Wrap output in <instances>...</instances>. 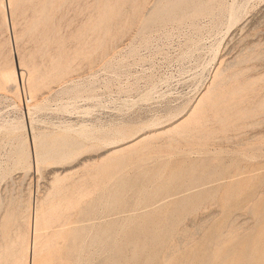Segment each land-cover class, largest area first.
I'll return each instance as SVG.
<instances>
[{"label":"rangeland","instance_id":"rangeland-1","mask_svg":"<svg viewBox=\"0 0 264 264\" xmlns=\"http://www.w3.org/2000/svg\"><path fill=\"white\" fill-rule=\"evenodd\" d=\"M15 1L20 9L14 17L21 33L18 43L9 42L11 35L3 26L0 11V83L5 51L13 50L14 65L22 79L28 78L34 59L48 81L55 67L47 55L54 54L58 62L67 61L66 79L53 84L51 93L45 90L44 95L56 98L63 86L90 81L95 82L102 102L100 112L85 120L88 124L62 113L34 116L49 123L41 124L44 127L53 123L76 129L94 125L98 133L94 147L88 149L87 144L64 164H45L40 173L34 161L28 172L15 164L20 142L0 131V215L14 202L46 196L56 176L71 174V179L78 181L86 174L87 185H94L85 204L65 213L66 220H58L43 232L37 248L39 264H264V145L258 144L264 125L206 146L190 147L182 141L180 150L166 146L168 138L143 148L138 144L140 138L136 140L153 129L173 128L189 117L220 66V71L225 70L222 76L241 72L222 91L240 81H258L251 101L242 109L264 97V0H219L215 17L166 24L149 19L175 0H47L43 15L39 10L45 0L42 4L40 0ZM234 2L240 5V16L233 22L229 8ZM44 19L51 24L50 38L55 36L56 41L44 40L48 28L42 24ZM24 87L28 88V83H22L20 99L7 90L0 91V123L19 116L31 126ZM154 90L157 93L152 99L127 106ZM40 128L50 131L52 127ZM30 133L24 136L33 142ZM117 145L126 149L115 164L111 161L102 168L105 171L101 166L91 167L111 155ZM249 150L256 159L250 161L240 153ZM119 160L123 164L117 168ZM15 227L14 223L13 235ZM27 230L31 234L32 230ZM58 230L61 235L54 237ZM52 237L50 245L44 246ZM1 241L2 234L0 243H4ZM7 252L0 247V264Z\"/></svg>","mask_w":264,"mask_h":264},{"label":"bare ground","instance_id":"bare-ground-1","mask_svg":"<svg viewBox=\"0 0 264 264\" xmlns=\"http://www.w3.org/2000/svg\"><path fill=\"white\" fill-rule=\"evenodd\" d=\"M47 2H48L47 0H45L44 3L42 0L39 1V4L43 3L39 10L40 15L46 14L45 11H46ZM0 4H1L0 11L3 15V26H5L9 35H11L9 37V42L13 43V40H14L18 43V39L20 37L19 34L21 33H18L17 31L18 30L17 29V26H18L17 18L14 19V17H16L15 14H16V9H17L16 1L15 0H1ZM235 4L236 3L234 2V4H232L233 5L232 8L231 7L229 8L230 9L229 15H230L231 20L233 19V22L234 20H237V17L240 16L238 14L240 10V5L238 4L235 5ZM218 8H219V0H175L173 2H169L168 4L164 6H161L160 11L157 14L155 13V15L149 20H152L153 23H159V24H166L169 22L183 23L186 20L199 19L201 16L215 17ZM133 23L135 22L133 21ZM42 24L48 26L47 29L45 28L44 40L45 41L48 40V42L52 40L56 41L57 37L52 36L50 38V35H52L51 34L52 28L50 27L51 24H49V22L46 21L45 19L42 21ZM233 24H231V26ZM27 33H25V35ZM217 51H219V49ZM217 53H214V55H216ZM47 56L50 58V60H54V67H55V71L51 75V78L49 81L44 79L43 68H41V65L39 62L35 64L36 61L34 59L32 63L30 61L31 63L30 65L29 63H27V66L28 65L30 66V71L28 70L30 72L28 75V78H24L23 76V79H22L21 75L17 73L18 70H16V68L18 69V67H15L16 65H14L15 60L13 57L12 49H10V51L8 52L5 51L3 63H2L3 81L0 83V91L7 90L8 93L14 94L16 96V99H20L21 98L20 89L22 92V83H24V85L28 83V88L24 87V89H25V93L27 94V104H26L27 109L26 110L28 111V116H30L29 119H30L31 126L30 125L27 126L24 123V121L20 120L21 118H19V116L18 118H14V120L13 119L10 121L5 120L4 123H0V131L4 132L5 134L6 133L12 134L14 136L13 139L19 140L20 143L18 145L19 148L17 146L18 153H17V159H16L15 164L18 167H21V169H25L26 172H28L31 169V165L33 161L35 162L37 166L36 168L40 173L42 172L41 168L43 167V165L48 164V163L64 164L68 160L72 159L75 155L80 153L82 149L87 147V144H90L88 146V149L94 147L97 144L93 142L94 140H96L95 133L98 134L96 132V129H93L94 125H93V128L92 127L88 128L87 126H83V127L80 126L81 128L77 127L78 129H76V127H74L73 125L58 126V124L53 125L54 124L53 123V124H50L51 126L49 127L47 126L48 128L52 127L50 131L42 130L40 128L42 127V128L48 129L47 127H44V126L45 124L49 125V123L45 121L43 122L40 119V117H38L39 119L34 117L39 112H50L52 114H59V113L68 114L69 116L70 115L73 116L72 118H75L76 120L83 119L84 123H87L85 122V120L88 119L89 117L94 116V113H96L97 111L100 112L99 109L102 106V102L100 101L101 99L99 100L100 95L98 94V89L95 85V82H90V81L89 83H84V84L73 83L70 86H65V87L63 86L61 90L57 92L56 98L55 97L53 98L51 96H45L44 95L45 90L50 91L51 93L53 84H61L65 81L66 79L64 77L65 71H66L65 66L67 64V61L58 62L57 56L54 54H48ZM105 56H108V55L106 54ZM247 59H248V56L242 57L240 60V63L246 61ZM22 65H24L23 60H21V66ZM220 67H218L215 72V75H214L215 80H212V82L209 83V85L206 87L207 88L206 94L203 95L198 101L197 105L190 110L191 113L189 117H187L185 120H182L180 124L176 125L173 128L165 129L164 131H161V132H157V129H153L150 134L144 135L143 137L139 136L138 138H136V140L140 138L138 141V144L139 145L143 144L140 148L148 147L152 145L155 141L164 139V138H168L170 140L169 144H165V145L168 147H173L174 148L173 150L175 149L180 150V148H178V145L182 141L186 142V145L190 147L191 146H206L210 142H213L216 139H220L222 141L229 140L231 138L230 134L232 133H237V132L247 130L249 128H254V127H263L264 125V97L262 98L260 97L261 99L260 100L258 99L259 101L257 100L258 102H256L252 107L248 106V108L245 107L247 109H242L244 105L249 104V101H251L250 94L252 92L253 87L256 84H258L257 80L259 78L258 79L256 78L257 82L240 81L235 86H231L225 91H222L223 88L227 87L228 83L231 81L230 79L239 78V76H241V72H235L231 76H222L225 70L220 71ZM155 93H157V91L155 90L150 91L148 94L142 96L136 101L134 100L131 102H127V106L131 108V107H134L136 104H138V102L148 101L152 99V96ZM65 98H68L69 102L65 103L64 102ZM53 103H56V104L53 105ZM19 107L22 108V105ZM190 111L188 110L187 113L189 114ZM44 114H48V113H44ZM39 116H41V114ZM28 121L27 123L29 124ZM41 124H44V126H42ZM60 125H62V123ZM26 128L28 129V131L29 130L31 131L30 134L33 135V142L31 138L30 140L27 139V136L25 138L24 135L26 134V132H28ZM258 142L256 143L264 145L263 135H261V138L259 137ZM132 145H128L127 147L132 146ZM120 147H121L120 145L115 146L114 151L112 152L111 155H108L106 158H104L100 164L97 163L95 165H92L91 167L96 168L97 166H101V169L102 168L106 169L105 166L111 163V161L112 163L114 161V164H115V160L120 159L121 155L125 154L124 151L126 147L124 148L122 147L120 148ZM240 153L248 157L247 159L250 161L257 158L256 154L250 150L249 152L241 151ZM32 154H33V160L31 159ZM118 162H120V160ZM122 164H123V161L122 163L120 162V164H116V167L119 168V166H121ZM101 169H99V173ZM103 169L102 171H105ZM102 173L103 172H101V174ZM176 173L174 175H176ZM72 177L73 176L71 174L65 175L63 177L56 176L53 182V187L49 192L47 191L48 194L46 196H42V198L37 197V201H34L35 199L32 200L31 199L32 196L30 194L31 196V197L29 196L30 198L26 200H21L19 202H14V204H12L13 205L12 208L6 209L4 212V215H0V234H2V241L4 242V243H0V247H5L6 251L8 250L7 257L4 261V264H39L38 262L39 255L37 253L38 252L37 248L39 246V240L44 237L42 235L43 232L47 230L48 228H52L58 220H61V219L63 220L65 213L75 210L77 207H80L83 204H85L86 200L90 198L91 195H93L94 185H87V183L90 181L88 175L84 174L83 178L78 181H73L71 179ZM263 178H264V175H263ZM196 181L200 182L202 181V179L200 181L198 180ZM247 183H250V182H247ZM244 192L246 193V191ZM242 193H243V190H242ZM229 196L231 197V194ZM32 201L35 202V203L33 202L34 205L32 204ZM229 202L231 203L232 200ZM32 205H33V211L35 215L33 218L34 220L32 219L33 221L31 220ZM13 216H16L15 221L13 219ZM21 221L25 223L24 227H22L23 224L21 223ZM14 223L16 224V227L14 231L15 233L13 235V233H11V227ZM63 223L64 222H62V226L64 225ZM27 228H29L30 231L32 230L31 234L28 233ZM61 233H62V230L55 231L54 237H59ZM52 240H53V237L49 238L44 244V246L46 247L49 246ZM257 245L258 243H255V246ZM16 246L18 247L17 249H15ZM18 254L20 255L19 259L14 260V261L11 260L13 256H18ZM169 255L172 256L171 254ZM223 256H225V253ZM227 256L229 255L227 254ZM0 260H1V256H0Z\"/></svg>","mask_w":264,"mask_h":264}]
</instances>
